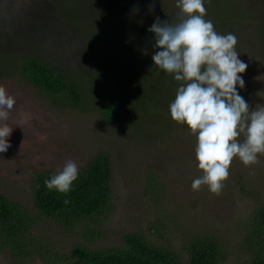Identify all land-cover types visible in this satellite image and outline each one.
<instances>
[{
  "label": "rangeland",
  "instance_id": "rangeland-1",
  "mask_svg": "<svg viewBox=\"0 0 264 264\" xmlns=\"http://www.w3.org/2000/svg\"><path fill=\"white\" fill-rule=\"evenodd\" d=\"M62 1L0 0V51L8 54L1 60L8 62L27 50L64 72L89 77L97 59L86 37L89 33L80 26L104 32L118 16L131 23L134 11H117L122 0H72L64 6L69 11L80 9L82 22L77 23L69 18V11L60 8ZM129 1L144 10L153 3ZM226 1L235 10L229 20L238 23L228 32L238 37V58L248 65L240 74L243 90L253 99L255 110L264 106L263 0ZM157 8L167 10L175 20L180 14L177 0H155ZM0 85L16 100L6 122L13 129L8 139L11 147L0 153V193L33 205L35 172L60 170L67 160L81 164L100 151L112 157L113 192L108 213L99 218L101 237L96 241L85 237L92 227L89 221L69 228L42 216L34 232L51 248V256L18 260L9 250L0 249V264H81L61 255L70 253L77 243L95 248L120 246L132 232L149 242L169 243L180 252L186 250L193 234L214 235L223 250L220 264H244L250 259L249 231L256 212L264 208V154H258V163L249 166L234 158L218 194L206 185L194 191L192 182L203 172L195 156L196 138L189 129L169 125V131L148 139L150 134L138 136L133 124L117 121L108 127L96 113L63 107L15 76L0 79ZM238 139L243 142L244 136ZM152 186L155 191L151 193ZM182 254L188 260L186 252Z\"/></svg>",
  "mask_w": 264,
  "mask_h": 264
},
{
  "label": "trees",
  "instance_id": "trees-1",
  "mask_svg": "<svg viewBox=\"0 0 264 264\" xmlns=\"http://www.w3.org/2000/svg\"><path fill=\"white\" fill-rule=\"evenodd\" d=\"M69 1L63 0L60 8L69 11V7L64 6L73 2ZM204 6L205 19L213 22L217 33L229 34L228 30L238 24L229 20L235 12L231 2L204 0ZM137 8L139 11H135ZM128 9L134 11L131 23L118 16L117 21L114 19L104 32L100 28L87 31L86 26H80L86 34L89 33L86 37L97 59L89 77L82 73L64 72L40 55L26 50L8 62L1 60L8 54L0 51V79L15 76L63 107L96 113L108 127L117 121L133 124L137 135L150 134L148 139L169 131V125L188 129L186 125L174 122L170 116L169 104L174 100L177 82L172 75L156 69L151 58L154 34L148 29L157 17L169 22L175 19L165 9L144 10L129 0H122L120 7H116L122 13ZM69 13L70 19L82 22L80 9L74 7ZM260 30L264 34V24ZM237 91L249 104L250 111L253 110V99L238 85ZM148 122L154 130L145 126ZM111 158L107 151H100L77 164L78 178L68 193L49 190L44 183L58 170L43 168L35 172L33 205L0 193V249L9 250L18 260L37 254L51 256V248L43 237L36 236L34 232L42 216L58 220L69 228L81 220L89 221L92 227L85 237L91 241L100 238L102 223L99 218L108 213L113 198ZM154 191L152 186L150 192ZM66 200L69 203L66 204ZM256 213L254 226L249 231L250 259L244 264H264V208ZM189 240L183 251L188 260H184L183 252L169 243L149 242L136 232L126 234L120 246L95 248L77 243L70 253L61 256L68 259L72 256L81 264H220L223 250L214 235L193 234Z\"/></svg>",
  "mask_w": 264,
  "mask_h": 264
},
{
  "label": "clouds",
  "instance_id": "clouds-1",
  "mask_svg": "<svg viewBox=\"0 0 264 264\" xmlns=\"http://www.w3.org/2000/svg\"><path fill=\"white\" fill-rule=\"evenodd\" d=\"M154 7L155 0L149 11ZM177 8L175 21L157 17L148 29L154 34L151 58L156 69L172 75L178 84L169 104L171 119L186 125L196 138L195 156L203 175L193 180L192 189L206 185L218 194L234 158L249 166L264 154V106L250 111L237 91V85L245 87L240 74L248 67L238 58L237 37L217 33L213 22L205 19L204 0H177ZM15 104V97L0 85V153L11 147L13 129L6 122ZM78 174V165L67 160L44 183L49 190L68 193Z\"/></svg>",
  "mask_w": 264,
  "mask_h": 264
}]
</instances>
